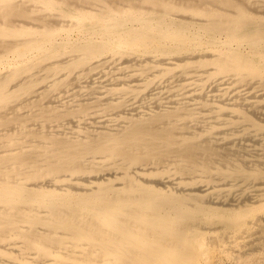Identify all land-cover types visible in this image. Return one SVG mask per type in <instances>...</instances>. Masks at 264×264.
<instances>
[{"label": "bare ground", "instance_id": "bare-ground-1", "mask_svg": "<svg viewBox=\"0 0 264 264\" xmlns=\"http://www.w3.org/2000/svg\"><path fill=\"white\" fill-rule=\"evenodd\" d=\"M0 264H264V0H0Z\"/></svg>", "mask_w": 264, "mask_h": 264}]
</instances>
